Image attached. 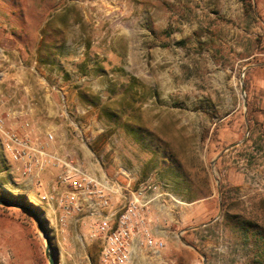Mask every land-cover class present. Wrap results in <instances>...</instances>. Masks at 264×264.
Listing matches in <instances>:
<instances>
[{
  "label": "rangeland",
  "instance_id": "rangeland-1",
  "mask_svg": "<svg viewBox=\"0 0 264 264\" xmlns=\"http://www.w3.org/2000/svg\"><path fill=\"white\" fill-rule=\"evenodd\" d=\"M249 1L252 11L247 0H0L6 33L24 38L25 49L32 47L31 24L63 11V4L84 6L79 27L56 32L72 40L55 45L48 38L37 63L90 78L81 96L89 109L79 115L93 112L96 126L93 137L82 127L80 143L103 168L162 184L195 208V224L203 228L170 248L176 263L264 264L252 232L246 239L236 225L264 228V129L257 109L248 107L255 99L250 71L264 66V0ZM3 137L0 199L34 206L52 246L39 205L15 191L18 171ZM44 246L29 214L0 206V264H48Z\"/></svg>",
  "mask_w": 264,
  "mask_h": 264
},
{
  "label": "crops",
  "instance_id": "crops-1",
  "mask_svg": "<svg viewBox=\"0 0 264 264\" xmlns=\"http://www.w3.org/2000/svg\"><path fill=\"white\" fill-rule=\"evenodd\" d=\"M61 6L63 11L55 9V15H49L29 26L31 36L27 43L32 47L27 49L21 45V42L25 43L24 38L6 33L8 21L0 12V114L4 117L3 129L4 133L13 132L19 138L27 137L32 146H43L45 153L49 155L74 160L87 174L104 180L111 178L113 172L103 168L80 143L83 139L77 138V133L86 138L85 131H81L84 126H87L90 137H93L92 130L96 126L93 112L87 117L79 115L85 108L89 109L81 96L89 88L86 82L90 78L74 69H58L37 63L42 60L38 50L40 44L48 43V38L55 45L68 43L69 39L72 40L68 34L65 33L64 37L56 36V32L69 30L71 27L75 29L79 27V19L80 22L84 19L85 11L81 4ZM36 11L44 12V7L38 6ZM64 12L67 15H63ZM73 12L76 16L72 15ZM21 25L25 27V23ZM59 56L61 55L56 53L52 55V59ZM61 94L66 99L64 106ZM249 94H254L255 99L252 101L249 97L248 106L251 102L257 109L256 114L264 129V66L251 69ZM64 109L78 116L69 117ZM77 117L80 131L71 124ZM47 134L53 135V142L46 141ZM13 166L19 176L15 191L24 193L29 201L39 205L53 237L52 246L57 256V264H102V237L88 239L95 226L93 218L85 210L71 212L64 217L63 210L56 203L63 190L54 184L59 170L44 167L41 171L34 169L27 176L23 175L21 163H14ZM120 181L124 182L122 179ZM50 196L52 200L47 202L44 198ZM110 202L112 210L118 211L121 208L122 200L119 196L111 195ZM194 210L191 204L178 200L173 202L164 197L157 200L148 208L146 218L151 238L163 245L159 257L152 256L143 238L135 235L131 239V257L128 264H180L176 263V259L168 257V252L170 248L179 249L181 239L190 242L193 232L203 228V224H195Z\"/></svg>",
  "mask_w": 264,
  "mask_h": 264
},
{
  "label": "built area",
  "instance_id": "built-area-1",
  "mask_svg": "<svg viewBox=\"0 0 264 264\" xmlns=\"http://www.w3.org/2000/svg\"><path fill=\"white\" fill-rule=\"evenodd\" d=\"M60 97L64 106L66 99L63 94ZM64 112L68 116L66 109ZM80 113L84 114L85 110ZM71 124L80 131L77 120L71 121ZM3 126L4 117L0 116V133L6 139L5 149L14 163L22 164L23 175L28 176L34 169L41 171L44 167L59 170L54 184L63 190L56 203L63 210L64 217L71 212L79 213L85 210L87 215L93 218L95 226L88 239L102 237V264H128L131 257V239L135 235L143 238L152 256L159 257L163 245L151 238L146 212L163 197L176 201L162 184L149 181L136 183L133 174L123 168L118 169L111 178L98 180L87 174L80 164L72 159L49 155L45 153L43 146H32L27 137L19 138L13 132L4 133ZM77 138L84 137L77 133ZM53 140V135H46L47 142ZM111 195L119 196L122 200L118 211L111 209ZM44 199L50 202L52 197Z\"/></svg>",
  "mask_w": 264,
  "mask_h": 264
},
{
  "label": "water",
  "instance_id": "water-1",
  "mask_svg": "<svg viewBox=\"0 0 264 264\" xmlns=\"http://www.w3.org/2000/svg\"><path fill=\"white\" fill-rule=\"evenodd\" d=\"M240 90H241V96L243 98V106L246 107V101H245V86L243 81H240ZM235 145L230 146L229 148L233 147ZM214 164V162L212 163ZM0 206L2 207H8V208H14L21 210L23 212H26L29 214L35 224V227L37 231L40 233L41 237L44 239L45 246H44V255L47 260L48 264H56L53 254V248L51 246V241L49 234L47 232L46 227L43 225L41 218L33 211L32 208L28 207L25 204L17 203L8 199H0Z\"/></svg>",
  "mask_w": 264,
  "mask_h": 264
},
{
  "label": "trees",
  "instance_id": "trees-1",
  "mask_svg": "<svg viewBox=\"0 0 264 264\" xmlns=\"http://www.w3.org/2000/svg\"><path fill=\"white\" fill-rule=\"evenodd\" d=\"M247 5L250 8V10L252 11V5H251L249 0H247ZM247 110H248L247 119H248L249 123H252L253 119L251 116V110L249 111V108ZM202 138L204 140L205 136ZM219 189H220V195H221L220 205L222 208H224L225 207V197L223 196V193L221 192V186ZM24 204L27 205L28 207L32 208V209H35V207L32 206L31 204H27L26 202H24ZM236 225L238 226V229L241 231L242 235L246 239H247L248 233L252 232L251 240L256 246V250H257L258 255H260V252H262V251L264 254V250H263L264 249V228L258 226L257 224L246 222V221H241V220H239L236 223Z\"/></svg>",
  "mask_w": 264,
  "mask_h": 264
}]
</instances>
